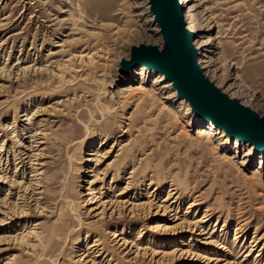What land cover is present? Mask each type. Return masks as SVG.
Wrapping results in <instances>:
<instances>
[{
  "label": "rangeland",
  "instance_id": "obj_1",
  "mask_svg": "<svg viewBox=\"0 0 264 264\" xmlns=\"http://www.w3.org/2000/svg\"><path fill=\"white\" fill-rule=\"evenodd\" d=\"M181 5L203 74L264 115V0ZM140 43L146 0H0V264H264V153L122 70Z\"/></svg>",
  "mask_w": 264,
  "mask_h": 264
},
{
  "label": "water",
  "instance_id": "obj_2",
  "mask_svg": "<svg viewBox=\"0 0 264 264\" xmlns=\"http://www.w3.org/2000/svg\"><path fill=\"white\" fill-rule=\"evenodd\" d=\"M146 3L161 45H130L128 59L120 61V68L125 71L140 65L159 73L194 115L210 121L228 139L247 142L255 152L264 151V115L258 116L236 98L228 97L203 74L196 61L193 32L182 18L180 1Z\"/></svg>",
  "mask_w": 264,
  "mask_h": 264
},
{
  "label": "bare ground",
  "instance_id": "obj_3",
  "mask_svg": "<svg viewBox=\"0 0 264 264\" xmlns=\"http://www.w3.org/2000/svg\"><path fill=\"white\" fill-rule=\"evenodd\" d=\"M180 1V4H184L185 2H187V0H179ZM181 7H182V5H181ZM187 8H186V10L184 11V7H182V18H183V20H184V23H185V25H186V27L190 30V31H192L193 32V28H191V26L187 23V21L189 20V18L191 17V11H190V8H189V6L187 5L186 6ZM149 70H152V69H149ZM198 119H200L199 117H198ZM202 120V119H201ZM203 121V120H202ZM205 123H207L208 125H210L211 127L213 126L212 125V123L210 122V121H205ZM36 135V134H35ZM251 145V144H250ZM255 151V150H254ZM260 151H262L263 153H264V151L263 150H259V151H257V152H260ZM25 152V151H24ZM23 155H25V153H23ZM37 156H39V153L38 154H36V153H34L33 154V159L35 158V157H37ZM25 158H27V156L25 155V157H24V160H25ZM35 160V159H34ZM21 161H19V163H20ZM24 162V161H23ZM23 165V164H22ZM21 165V166H22ZM42 165V164H41ZM20 166V167H21ZM35 171V174H37L36 172L38 171L37 169H34ZM34 174V175H35ZM3 179H5L4 177H1L0 176V182H2L3 181ZM7 179V178H6ZM38 181V180H37ZM3 183V182H2ZM39 183V182H38ZM172 191V190H171ZM122 193V192H121ZM171 193V192H170ZM119 195H120V193H118ZM173 195V194H172ZM171 196V195H170ZM168 197V196H167ZM109 200V199H108ZM172 201H174V199L172 200ZM112 202V201H111ZM118 202V201H117ZM103 203V206L104 207H106L107 206V204H109L110 202L108 201V202H102ZM113 203V202H112ZM120 203V202H119ZM123 203V202H122ZM105 204V205H104ZM117 204V203H116ZM194 204V203H193ZM120 205V204H119ZM192 205V204H191ZM190 205V206H191ZM122 206V205H121ZM135 206H137L136 204L135 205H133V207L135 208ZM104 207L102 208V210H105L104 209ZM110 207V206H109ZM124 207V206H123ZM132 207V208H133ZM159 207H161V206H159ZM110 208H113V207H110ZM165 208V206L163 207V209ZM140 209V208H139ZM155 209H156V207H155ZM133 210H135V209H131V213H133V214H131V215H136V213L134 214V212H133ZM157 210V209H156ZM160 210V209H159ZM3 212V211H2ZM24 212V208H22L21 210H20V212L19 213H23ZM112 212H114V208H113V210L111 211V213ZM157 212V211H156ZM1 213V212H0ZM157 214V213H156ZM7 215H8V213L5 211V212H3V218L0 220V222L3 220H5L6 219V217H7ZM100 215H103V213H100ZM139 215V214H138ZM137 215V216H138ZM139 217V216H138ZM148 217V216H147ZM177 216H175L174 215V218L175 219H177L176 218ZM203 221V220H202ZM201 222V219H199V220H197V221H193V222H189V223H187V225H188V228L189 229H192V230H196L195 228H197V229H199L200 228V225H199V223ZM182 223V222H181ZM181 223H180V225H181ZM179 224V223H178ZM153 227H156V225L155 226H153ZM153 227H151L150 226V228H153ZM162 227V230L163 231H169L170 229H171V227H169V226H167V225H162L161 226ZM182 227V226H181ZM187 228V227H186ZM161 229V228H160ZM191 230V231H192ZM241 230H242V228H241V225H238L236 228H235V235H236V237L235 238H237L238 236H242V234H240V232H241ZM171 231V230H170ZM201 232L200 233H204L203 232V230L201 229L200 230ZM141 236V235H140ZM258 241H260V237L258 238V240H254V241H252V246L254 247V246H256V245H259V244H257L258 243ZM99 242V241H98ZM98 245V243L96 242V243H93L92 245H91V247H96ZM93 247V248H94ZM263 248V245L261 246V249ZM251 250V249H250ZM259 251H260V249H259ZM259 251H258V253L256 254V256H258L260 253H259ZM173 252L178 256V258H183V257H186L187 255H189V254H191V253H189V251L188 250H182V249H174L173 250ZM246 255H248V254H246ZM191 256V255H190ZM204 258V257H203ZM205 259H206V261L208 260V262H210V261H212L213 259L211 258V257H209V258H207V257H205ZM208 262H206V263H208Z\"/></svg>",
  "mask_w": 264,
  "mask_h": 264
}]
</instances>
